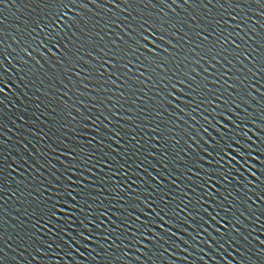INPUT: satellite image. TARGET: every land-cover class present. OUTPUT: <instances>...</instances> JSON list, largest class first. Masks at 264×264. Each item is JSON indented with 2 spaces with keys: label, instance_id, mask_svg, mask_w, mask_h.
Segmentation results:
<instances>
[{
  "label": "water",
  "instance_id": "1",
  "mask_svg": "<svg viewBox=\"0 0 264 264\" xmlns=\"http://www.w3.org/2000/svg\"><path fill=\"white\" fill-rule=\"evenodd\" d=\"M142 8L143 5L135 8L133 15L140 13ZM54 11L55 5L45 7L37 0H13L0 14V61L5 57L10 61V64L3 63L7 72L0 69V87L4 88V92L0 93V249L4 250L0 253V264H264V197L260 196L257 182L258 176L264 180V175H261L264 173V100L260 97V93L264 92V79L257 76L252 80L241 81L228 72L221 76L220 73L227 67L224 60L220 61V65H215L212 61L200 62L199 53L192 43L184 45L180 41L176 49H173L172 44L178 37L168 41L169 36H174V30L170 26L164 30L163 40H157L156 33L150 32L143 49L142 66L141 61L129 53L128 57L119 61L125 65L116 72L120 80L116 81L113 76L107 80L103 92L97 90V96L111 97L112 103L119 97L123 104V107L118 104L112 109L116 116L110 117V127L119 128L123 123L122 131L137 138L130 140L129 136H125L128 148L132 144L137 147L143 144L144 147L129 159L131 152L126 155L114 139L111 144L115 152L111 148L106 149V152L111 153L110 156H105L103 160L100 155L95 156L89 163L97 164L99 161L97 166L90 168L87 173H79L81 183L77 192L86 182L89 185L88 191L97 196L91 209L94 219L90 217L93 219L94 231L86 242V247L73 245V250L67 255L64 254L67 249L61 251L60 248H55L51 255L37 256L32 260L34 248L51 239L44 236L51 225L41 229L40 233L36 231L39 224L33 227L36 205L53 195L50 184L56 182V170L63 172L68 166L71 155L65 148L83 143V140L78 141L76 138V131L69 130L73 127L71 124L62 127L66 124V112L77 100L91 97L90 89L97 83L93 78L89 89H85L83 82L86 81H83V77L87 73L73 76L61 60L63 50H53L43 43L42 37L50 30V25L49 28H45V25L49 24V17ZM72 12L75 14L76 9H72ZM93 13L94 19L88 16L84 19L89 27L99 22L97 31L102 30L106 34L104 40L100 41L101 44L107 45L119 38L121 47H130L122 35L128 31L124 27L129 24L127 11L121 13L117 8L108 13L107 8H104L98 12L94 9ZM155 13L156 9H151L152 19L157 18ZM148 14L149 10L145 9L144 15ZM109 17L116 23L123 21V24L117 29ZM179 18L182 19L183 15ZM105 21H108L107 25ZM64 23L67 24V20ZM132 23L137 24L138 21ZM39 29L44 31L38 35ZM192 39L196 40L194 35ZM111 46L116 47L114 44ZM149 47L151 53L148 52ZM31 49L35 51L29 54ZM85 52L81 55L88 61L87 67L92 61ZM100 55H104L103 51ZM84 60L81 61L82 64ZM97 61L99 62V58ZM161 63L167 65L163 69L167 73L163 81H160L161 68L157 67ZM111 64L112 61L109 60V72L112 71ZM129 68L131 72L128 71ZM177 69L181 75L199 74L198 79L193 80L194 85H199L194 103L191 95L186 103L183 85L177 84L176 90H172V104H167L164 93L171 90L170 85L175 83L168 76ZM239 75L243 76V72ZM129 77L134 88L127 82ZM176 79H179V75ZM141 80L144 81L143 84L140 83ZM158 81L160 83L157 85ZM249 84L252 96L242 102V89ZM117 85H120L119 90ZM161 88L164 92L157 99L156 93ZM177 90L180 92L179 97L176 95ZM82 92L86 93L83 97ZM120 92L126 94L120 96ZM133 92L140 96L139 102H135ZM202 99L204 103L200 104ZM140 105L151 108L153 113L158 107L162 114L144 117L140 113L144 118L133 120L130 117L136 115L134 111L125 113V109H136ZM108 106L111 107V104ZM80 107L83 111L87 105L82 103ZM165 107L167 112L163 111ZM182 107L183 112L180 111ZM193 108H196V112L192 111ZM90 111L95 115L100 108ZM121 116H124L123 120L120 119ZM205 125H210L206 132L203 131ZM74 127L79 130L80 124ZM152 128H156V132H152ZM194 132L207 140V147L193 137L196 143L189 150L188 144L192 143L189 137ZM89 133L90 129L86 130L85 139L90 138ZM153 136H156L155 141ZM61 140L64 141L63 144ZM225 144H231V148H224ZM213 145L216 150L212 153L214 159H210L208 148ZM221 148L227 153L221 161L224 165L222 170L217 163L220 160L217 152ZM202 149L203 158L198 160L197 167ZM90 150L92 148L86 146L85 152ZM185 152L188 153L187 156ZM194 153L197 155L194 156ZM129 164L131 167H128ZM137 164L140 165L139 168ZM197 172L199 174H193ZM113 173L116 175L113 176ZM209 176L211 180L208 179ZM101 177L108 180V185L100 187H108V192L98 191V186L93 184L94 179L99 181ZM151 177H156L155 182ZM205 181L208 182L207 185ZM111 186H115V190ZM44 188H48L47 193H44ZM67 199L71 200V197ZM83 207L87 209V204ZM129 211L133 212V219L137 213L140 214L138 224L152 221L154 235L159 237L164 233L155 248L152 247L154 242H149V249L160 253L154 259L141 257L135 246L124 249L127 241L115 239L123 229L112 231L115 226L112 213L123 219L121 213L126 216ZM102 212L104 215L101 216ZM240 212H244L247 217V221L241 218V223L251 233V243L244 241L237 246L225 237V233L231 234L235 229L240 234L234 223H228L229 218L234 221ZM164 213L167 215H163ZM86 214L79 210V206L71 209L65 204L60 213L61 223L71 225L72 230L79 232L84 226L77 225ZM73 220L76 224L72 223ZM65 231L68 236H72V231L67 227ZM173 232L175 236H172ZM197 233L198 243L192 239ZM213 238L220 239L214 242ZM165 240L167 244L164 243ZM143 243L141 240V251ZM164 248H168V253L164 252ZM122 250L127 251V257ZM241 252H244L243 259Z\"/></svg>",
  "mask_w": 264,
  "mask_h": 264
},
{
  "label": "snow or ice",
  "instance_id": "2",
  "mask_svg": "<svg viewBox=\"0 0 264 264\" xmlns=\"http://www.w3.org/2000/svg\"><path fill=\"white\" fill-rule=\"evenodd\" d=\"M12 2L13 0H0V14H2ZM37 2L44 4L45 7H51L52 5L56 6V11L52 12L49 17V24L45 25V28H49L50 25V30L42 37L43 43L50 46L53 50H63L64 55L61 57V60L68 66L73 76L85 72L87 73V75L83 77V81L86 82L81 81L85 89H89V84L93 78L96 79L97 83L90 89L92 92L91 97L87 100H77L75 105L70 106L66 112V124L62 125V127L71 124L73 127L69 130L76 131V138L78 141L83 140V143L73 144L71 148H65V151L71 155L68 166L64 168L63 172L59 169L56 170V182L50 184V187L53 189V195L41 200L40 203L36 205V209L33 212V215L36 216L33 227L39 224L40 227L37 228L36 231L40 233L41 229L51 225L48 227L47 232L44 233V236L51 237V239L45 240L44 243H40L34 248L35 254L32 255V260H35L37 256L43 257L45 255H51L55 251V248H60L61 251L67 249L64 253L67 255L68 252L73 250V245L86 247V242L94 231V229H92L94 215L91 209L97 196L88 191L89 185L86 182L84 186L80 188L79 192H77V187L81 183L79 173L81 171L87 173L90 168H95L99 163V161H97V164H90L89 161L94 159L97 155H100L101 160L105 159V156H110L111 153L106 152V149L111 148L112 152H115V148H113L111 144L114 139L119 143V146L125 151L126 155L128 152H131L129 159H132V157L140 153L141 149L144 147L143 144L139 147H137L136 144H132L131 148H128L125 142V136H129L130 140H136L137 138L128 132L122 131L124 128L123 123L120 124L119 128L113 129L110 127L112 124L110 117L116 116V112H113L112 109L116 108L118 104L123 107L119 97L116 98L115 103H112L111 97L101 98L97 96L96 93L98 89L100 92H103L107 80H110L113 76H115L116 81L120 80V76L116 75V72L125 65L119 63V61L128 57L129 53L136 56V58L141 61V66L143 65V49L150 32L156 33L157 40H163L165 39L164 30H167L170 26V28L174 30V36H169L168 41H172L174 37H178L176 42L172 44L173 49H176L177 44L183 41L184 45L189 43L195 45V49L199 53L200 62L207 63L208 61H212L215 65H220V61L224 60L227 67L220 73L221 76H223L225 72H228L235 75L241 81L246 79L252 80L257 76H259L260 79H264V0H37ZM140 5H143L140 13L133 15V10ZM104 8H107L108 13L114 12L117 8L121 13L125 11L128 12L127 18L129 19V24L124 25L128 31L122 33L126 43L130 45L128 49L120 46L119 38L109 42L107 45L101 44L100 41L104 40L106 34H104L102 30L97 31L99 22L97 21L89 27L88 22L84 19L86 16L90 19H94L93 10L95 9L98 12ZM72 9H76L75 14H73ZM145 9L149 10L148 15H144ZM151 9H156V19L151 18ZM161 13H163V15H161ZM173 13H175V15H173ZM90 14L93 15L90 16ZM181 15H183L182 19L179 18ZM109 19L115 24L117 29L123 24V21L116 23L111 17H109ZM65 20H67V24L64 23ZM133 21H138V23L133 24ZM104 23L107 25L108 21ZM177 24H179V27H177ZM43 31L44 29H39L37 34L39 35V32ZM110 31L111 28H109V32ZM193 35L196 38L195 41L192 39ZM96 37H99V39ZM213 37L215 38L213 39ZM113 44L116 45V47H112L111 45ZM31 51H35V49H31L29 54H31ZM102 51L104 53L103 56L100 55ZM189 51L191 52L192 49L190 48ZM82 52H85V55L91 59V65L86 67L88 61L84 60V56L81 55ZM137 52H139L138 56L136 55ZM148 52L151 53L150 47L148 48ZM9 55H11V53H9ZM97 58H99V62ZM153 59H155V57H153ZM82 60H84L83 64L81 63ZM109 60L112 61L111 72L108 71ZM5 62L10 64V61H7L5 57L3 61H0V69L7 72V69L3 68V63ZM157 67L161 68L160 81H163L167 75V73L163 72V69L167 68V65L161 63L158 64ZM128 71L131 72V69L129 68ZM205 71H208V69L205 68ZM241 72H243V76L239 75ZM141 75H143V72H141ZM178 75L179 79H176ZM232 75H230V79ZM198 77V73L195 75L188 73L181 75L179 69H177L176 72H172L171 76H168V79L175 80V83L170 85L171 90L164 93V96L167 97V104H172V90H176L177 84L183 85L186 103L189 95L193 97L192 102L194 103L195 94L199 85H194L193 80H197ZM186 80L187 82H185ZM160 81L157 82V85ZM127 82L131 87H135V85L132 84L131 77L128 78ZM0 83H2V81H0ZM140 83L143 84L144 81L141 80ZM119 87L120 85H117L118 90ZM229 87H231V85H229ZM137 91H139V89H137ZM3 92L4 88L0 87V93ZM161 92H164L163 88L160 89V92L156 93L157 99L160 98ZM242 92L244 96L242 102H246V98L252 96L251 85L249 84L247 88L242 89ZM125 94L124 92H120V96H124ZM81 95L83 97L86 93L82 92ZM132 95L135 97V102H139L141 99L140 96L136 95L135 92H133ZM176 95L179 97V90L176 91ZM260 97L264 100V92L260 93ZM149 99H151V97H149ZM125 102L128 103V101ZM82 103L87 105L83 111L80 107ZM203 103L204 100L202 99L200 104ZM109 104H111V107L108 106ZM97 107L100 108V111L93 115L90 110H94ZM237 107H239V105H237ZM53 111H55V109H53ZM132 111L136 113L135 116L130 117L133 120L162 114L160 108L157 107L155 113H153L151 108L145 105H140V107L136 109H132L131 107L125 109V113ZM163 111L167 112V108L165 107ZM180 111H184L183 107ZM192 111L196 112V108H193ZM262 111H264V109H262ZM140 113H143L144 117H141L139 115ZM120 119L123 120L124 116H121ZM177 119H179V117H177ZM97 121H99V123H97ZM78 123L80 124V128L76 130L74 126ZM218 123L219 121H217V124ZM137 127H141V125H137ZM158 127L159 122L157 124V128ZM188 127L190 129L191 125L189 124ZM209 127L210 125H205L203 131H208ZM237 127H239V125H237ZM88 129H90V138L85 139V132ZM152 132H156V128H152ZM193 137L203 143L205 147L208 146L207 140H204L203 136L199 133L194 132L192 136L189 137L192 141V143L188 144L189 150H192L193 144L196 143V139H193ZM41 139H43V136ZM152 139L155 141L156 136H153ZM63 142L64 141L61 140V144H63ZM86 146H90L92 150L85 152ZM224 148H231V144H225ZM97 149H99V151H97ZM132 149H134V151H132ZM215 150V145L208 148V156L210 159H214L212 153ZM81 153L85 154L81 155ZM101 153L104 154L101 155ZM202 153L203 149L198 156L197 167L198 160L203 158ZM150 154L151 153H149V155ZM44 155L47 154L44 153ZM61 155H64V152H61ZM187 155L188 153L185 152V156ZM196 155L197 154L194 153V156ZM217 155L220 156V160H218L217 163L220 164V169L222 170L224 165L221 161L225 159L227 153L221 148L217 152ZM61 163L63 164V161H61ZM136 166L137 168L140 167L139 164ZM40 167H43V165H40ZM128 167H131V164H129ZM0 171H2V169H0ZM193 174L197 175L199 173ZM112 175L115 176L116 173ZM261 175H264V173H261ZM93 176H95V173H93ZM108 179H111V177ZM151 179L155 182L156 177H151ZM208 179L211 180V176H209ZM257 182L260 189V196L264 197V180H261L258 176ZM207 183L208 182L205 181L206 185ZM93 184L98 186V191L102 190L108 192L109 190L108 187H100L102 185H108V180L104 177H101L99 181L94 179ZM61 185H63V187H61ZM111 187L115 190V186ZM47 192L48 188H44V193ZM69 196L71 200L67 199ZM149 203H152V201H149ZM165 203H167V201H165ZM65 204L71 209L79 206L80 211L87 213L77 225V227L80 225L84 226L80 228L79 232L72 230L71 225L61 223L60 213ZM84 204H87V209L83 207ZM181 211H183V209H181ZM225 211L227 212L228 209H225ZM69 215H71V213H69ZM100 215L102 216L104 213L102 212ZM112 215L115 222L112 231L123 229L115 239L127 241L124 245V249H130L135 246L136 252L146 259H154L156 256L160 255V253L153 252L149 249V242H154L152 247L155 248L164 236V233H161L159 237L152 233V221H148L147 223L140 222L138 224L137 221L140 220V214L137 213L135 219H133L132 211H129L126 216L121 213L123 219L116 217L114 212ZM163 215H167V213ZM217 215H219V213H217ZM90 217L93 219H90ZM241 218L247 221L244 212H240L239 216H236L234 221L232 218H229L228 221L229 224L234 223L239 228V235L236 233L235 229H233L231 234L225 233V237L237 246L244 241L251 243V233L245 230L244 224L241 223ZM161 220H163V216H161ZM72 223L76 224V221L73 220ZM100 223L103 224V221ZM66 227L72 231V236H68V233L65 231ZM111 234L110 231L109 235ZM172 236H175V232L172 233ZM198 237L199 233H197L195 237H192L193 241L198 243ZM171 238L172 237H169V239ZM38 239H40V237H38ZM107 239L108 237L106 236L105 240ZM216 239L220 238H213V241L215 242ZM141 240L144 241L143 251H141L140 248ZM164 243L167 244V240H165ZM185 243L187 244V241H185ZM220 246H222V244ZM117 248H119V245H117ZM209 250H211V248ZM3 251V249H0V253H3ZM25 251H27V249H25ZM122 252L123 255L127 257V251L122 250ZM164 252L168 253V248H164ZM97 255L100 254L97 253ZM243 256L244 252H241L242 259ZM0 260H2V257H0Z\"/></svg>",
  "mask_w": 264,
  "mask_h": 264
}]
</instances>
